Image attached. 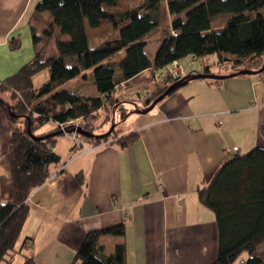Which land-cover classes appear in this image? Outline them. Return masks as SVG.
I'll return each mask as SVG.
<instances>
[{
  "label": "trees",
  "instance_id": "1",
  "mask_svg": "<svg viewBox=\"0 0 264 264\" xmlns=\"http://www.w3.org/2000/svg\"><path fill=\"white\" fill-rule=\"evenodd\" d=\"M120 1L42 0L31 25L34 58L0 81V107L12 130L8 154L13 187L12 201H4L0 194V264H13L21 253L16 243L29 216L28 199L62 161L55 151L58 137L73 132L68 133L72 126L64 131L60 124L93 120L96 112L117 105L126 110L120 119L124 121L131 113L126 104L135 105L132 112H148L167 91L165 97L194 79L211 77L210 66L206 72L173 73V63L187 57L218 54L220 67L229 71L224 78L264 72V0H144L136 7L113 12ZM165 6L166 20L162 16ZM221 15L229 16L226 24L214 28V20ZM104 22L120 29V34L115 39L108 34L92 47L88 28H100ZM152 42L158 46L154 59L147 52ZM21 46L18 37L9 41L12 50ZM123 51L125 56L119 58ZM167 67L171 71L166 77H153L146 83L150 93L140 95L145 105L125 97L126 93L119 95L124 82L146 70ZM91 69L92 75L86 73ZM44 70H49L50 77L37 87L34 78ZM77 77L92 80L96 94L61 89ZM50 123L53 128L41 131ZM113 133L85 139L96 146L117 143L127 147L139 138L137 132L112 138ZM233 151L198 190L201 203L217 220L219 247L213 264H235L245 254L244 264H264V148ZM125 230L121 224L90 231L71 264H127L125 243L111 254L101 244L102 236L123 237ZM23 264L38 262L26 257Z\"/></svg>",
  "mask_w": 264,
  "mask_h": 264
},
{
  "label": "crops",
  "instance_id": "2",
  "mask_svg": "<svg viewBox=\"0 0 264 264\" xmlns=\"http://www.w3.org/2000/svg\"><path fill=\"white\" fill-rule=\"evenodd\" d=\"M41 1L0 0V81L34 58L31 25ZM108 34L115 39L120 29L114 30L109 22L88 28L90 44L94 41L96 46ZM16 37L22 46L12 50L9 41ZM209 75L192 80L148 112L131 111L127 120L131 132L139 135L131 146L87 142L86 149L73 153L70 136L58 140L55 151L61 163L28 199L30 212L21 232L25 240L17 248L24 259L71 264L90 231L124 224L125 236L104 235L101 244L111 254L125 243L127 264H213L219 247L217 220L201 203L198 190L234 148L240 153L264 148V81L257 73ZM153 77L162 79L159 71L149 69L124 82L120 91L143 90L145 97L150 93L146 83ZM11 135L0 107L4 201L13 200ZM62 142L65 147L60 150Z\"/></svg>",
  "mask_w": 264,
  "mask_h": 264
},
{
  "label": "rangeland",
  "instance_id": "3",
  "mask_svg": "<svg viewBox=\"0 0 264 264\" xmlns=\"http://www.w3.org/2000/svg\"><path fill=\"white\" fill-rule=\"evenodd\" d=\"M142 2H144V0H121L120 2V6L117 7L120 10H126L129 8H133L136 7L138 5H140ZM167 7H163L162 8V16L163 19L166 20V18H168L167 15ZM262 11L264 12V9H262ZM229 16L228 15H221L219 17H217L214 22H213V26L214 28H220L222 26H224L228 20ZM92 47L96 46V43L93 41V43H91ZM158 46L155 42L149 43V45L147 46V52L150 56L151 59H154L156 52H157ZM125 56V51L121 52V54L119 55V58H123ZM219 55L218 54H214V55H209L206 56L204 58H198V59H194L193 57H187L183 60L180 61V64L183 66V68L185 69V71L187 72H206V67L210 66L212 69V72L214 74L217 75H223V74H227L229 71L227 68H222L219 65ZM171 67L168 69L164 68L162 70L159 71V75L161 77H166V75L168 74V70H170ZM171 71V70H170ZM86 73H89L90 75H92V69L88 70ZM259 76L264 78V72L262 73H257ZM50 77V72L49 70H44L43 72H41L40 74H38L35 79H34V84L35 86H41V84H43L44 82H46ZM63 90H70L79 94H84V95H95L96 94V87L93 83L92 80H85L82 77H77L69 82H67L64 86H62ZM143 90H139V93H124L125 97L127 98H135L137 99L136 102H138V104L140 106L145 105V101H143L140 98V95H143L144 93L142 92ZM119 95L123 96V93H119ZM135 102V101H133ZM127 106V110H129V112L132 111V109L135 108V105H131L130 104H126ZM126 114V110L123 107H120V105H117V107H110L109 109H102L101 111L96 112V117L93 120H86L81 118V122L84 125V127H86L88 129V131H93L95 134H98L100 132V134L104 135V136H110L113 132V137L114 136H121L123 134H127L129 132H131L132 130V124L129 123V121L127 119H125L124 121H121L120 119L123 118V116H125ZM48 125L43 127V129H41V131H47L48 130ZM116 130V131H114ZM40 132V131H39ZM109 133V134H108ZM72 134H63L61 136L58 137V142L61 141V139L65 136H70L71 137ZM72 138V137H71ZM73 139V138H72ZM74 141V140H73ZM64 142L61 143V148H64L65 145L63 144ZM87 143V142H86ZM86 143H85V147H81L82 150L86 149ZM74 149H73V153L76 152H80L78 151V147L79 145L77 144L76 141H74ZM91 145V144H90ZM25 233L21 234V236L19 237L17 243H16V249L18 247H20V244L23 243V241L25 240ZM261 251L264 252V247H261ZM247 259V254L243 255L235 264H244L242 262V260H246ZM24 255L23 254H18L16 255L15 261L13 264H23L24 263Z\"/></svg>",
  "mask_w": 264,
  "mask_h": 264
},
{
  "label": "built area",
  "instance_id": "4",
  "mask_svg": "<svg viewBox=\"0 0 264 264\" xmlns=\"http://www.w3.org/2000/svg\"><path fill=\"white\" fill-rule=\"evenodd\" d=\"M172 72L175 73V74H181V75H185L186 74V71L183 68V66L179 62H177V61H175L173 63ZM263 81H264V78H263ZM60 126H61V128L64 131H66L67 127H69V126H72V127H75V128H81V129H84V130H87L88 131V129L86 127H84V125L82 124V122H81L80 119L75 120V121L68 122L66 124H64V123L63 124H60ZM71 137L79 145L78 151H82L81 147H85V143H86L85 137L82 136L77 131L73 132V134L71 135ZM234 150L235 151H238V148H234ZM159 185L162 187V183H159Z\"/></svg>",
  "mask_w": 264,
  "mask_h": 264
},
{
  "label": "water",
  "instance_id": "5",
  "mask_svg": "<svg viewBox=\"0 0 264 264\" xmlns=\"http://www.w3.org/2000/svg\"><path fill=\"white\" fill-rule=\"evenodd\" d=\"M262 71H264V67L262 69ZM261 71V72H262ZM170 91H167L166 93H164L163 95H161L160 97H158L153 105H152V108L156 106L157 103H159L162 99H164V97L169 94ZM77 131L78 133H80L81 135H83L84 137H87V138H97V137H102L104 135H97L95 133H92L90 131H87V130H84V129H81V128H75V127H72V129L68 130V133H72V132H75ZM109 134V133H108Z\"/></svg>",
  "mask_w": 264,
  "mask_h": 264
}]
</instances>
